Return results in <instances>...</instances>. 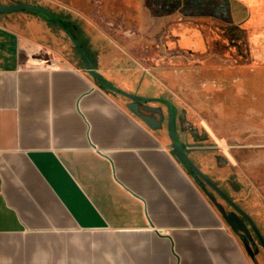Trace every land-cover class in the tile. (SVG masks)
I'll list each match as a JSON object with an SVG mask.
<instances>
[{
  "label": "crops",
  "instance_id": "1",
  "mask_svg": "<svg viewBox=\"0 0 264 264\" xmlns=\"http://www.w3.org/2000/svg\"><path fill=\"white\" fill-rule=\"evenodd\" d=\"M229 1L234 22L264 23V0ZM13 4L63 18L95 72L164 112L156 77L108 28L114 14L142 35L158 24L143 11L160 0H0ZM129 101L87 73L64 28L25 10L0 12V264H256L177 160L167 114L152 130ZM176 133L204 173L206 150Z\"/></svg>",
  "mask_w": 264,
  "mask_h": 264
},
{
  "label": "rangeland",
  "instance_id": "2",
  "mask_svg": "<svg viewBox=\"0 0 264 264\" xmlns=\"http://www.w3.org/2000/svg\"><path fill=\"white\" fill-rule=\"evenodd\" d=\"M230 7L229 0L204 8L193 1L160 0L153 14L143 11L157 16L158 24L145 26L142 35L135 24L116 23L120 18L114 14L108 28L113 43L131 50L144 75L156 77L181 141L206 150L203 174L250 217L264 240V23L250 22V15L234 22ZM201 184L212 202L232 210ZM245 223L257 248L246 240L245 251L264 264V250Z\"/></svg>",
  "mask_w": 264,
  "mask_h": 264
},
{
  "label": "water",
  "instance_id": "3",
  "mask_svg": "<svg viewBox=\"0 0 264 264\" xmlns=\"http://www.w3.org/2000/svg\"><path fill=\"white\" fill-rule=\"evenodd\" d=\"M14 10H25L44 18H54V15L49 13L46 10L35 6H29L25 4H13L9 6H0V12H8ZM66 22V21H65ZM60 27L62 26L60 23H56ZM65 32L71 37V40L79 51L81 58L84 61L86 71L89 75H91L97 84L103 86L104 88L113 90L115 92L120 93L128 100H130L126 104V108L132 112L134 115L138 116L150 129L155 130L161 127L162 122L164 120V115L159 107L147 106L144 104H139L136 101V97L133 94L127 93L120 89H117L112 84H110L107 80H105L99 73L95 72L92 68L91 63L89 62L84 49L80 46L79 41L71 34L69 29H65ZM148 100V99H147ZM159 102H163L167 109V130L170 135V140L172 144V150L176 153V158L180 162V164L186 169V171L192 176V178L197 183H203L207 185L210 189H212L218 196H220L227 204L232 207L231 211L226 212L224 208L219 203H214L217 210L220 212L224 222L230 227V229L234 233H238L245 237V240L249 242L251 247L256 251V244L254 239L252 238L249 229L241 219V216L248 222L250 228L254 232L257 240L259 241L262 249L264 250V240L261 237L258 229L252 223L250 217L242 211L220 188L214 184L207 176H205L194 164H192L187 158L184 152V145L180 143L177 133L174 126V118L171 110L170 104L162 99H154ZM157 115V118L154 116Z\"/></svg>",
  "mask_w": 264,
  "mask_h": 264
},
{
  "label": "trees",
  "instance_id": "4",
  "mask_svg": "<svg viewBox=\"0 0 264 264\" xmlns=\"http://www.w3.org/2000/svg\"><path fill=\"white\" fill-rule=\"evenodd\" d=\"M48 20L54 22V23H60L62 28L69 29V25L66 24L65 20L59 16L54 15V18H47Z\"/></svg>",
  "mask_w": 264,
  "mask_h": 264
},
{
  "label": "flooded vegetation",
  "instance_id": "5",
  "mask_svg": "<svg viewBox=\"0 0 264 264\" xmlns=\"http://www.w3.org/2000/svg\"><path fill=\"white\" fill-rule=\"evenodd\" d=\"M187 41H189V40H187ZM194 43L197 45L198 43L196 42V41H194ZM241 219L243 220V222L245 223V219L241 216ZM246 224V223H245ZM247 225V224H246Z\"/></svg>",
  "mask_w": 264,
  "mask_h": 264
}]
</instances>
